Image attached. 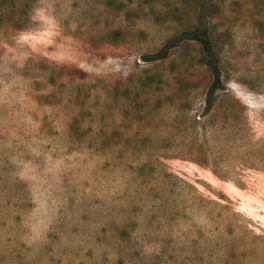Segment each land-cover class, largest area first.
<instances>
[{
  "label": "rangeland",
  "instance_id": "374dc122",
  "mask_svg": "<svg viewBox=\"0 0 264 264\" xmlns=\"http://www.w3.org/2000/svg\"><path fill=\"white\" fill-rule=\"evenodd\" d=\"M0 264H264V0H0Z\"/></svg>",
  "mask_w": 264,
  "mask_h": 264
},
{
  "label": "trees",
  "instance_id": "16d2710c",
  "mask_svg": "<svg viewBox=\"0 0 264 264\" xmlns=\"http://www.w3.org/2000/svg\"><path fill=\"white\" fill-rule=\"evenodd\" d=\"M197 38L200 40V41H202L206 46H208L209 45V41H208V39L205 37V35H204V33H203V31L202 30H199L198 32H197ZM214 61V63H213V69H214V71H215V74H216V80L214 81V83L212 84V86H211V89H210V92H209V96H210V102H211V99H212V97H213V94H214V92H215V90H216V83L219 81V71H218V68H217V63H216V61L215 60H213Z\"/></svg>",
  "mask_w": 264,
  "mask_h": 264
}]
</instances>
